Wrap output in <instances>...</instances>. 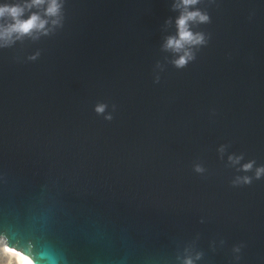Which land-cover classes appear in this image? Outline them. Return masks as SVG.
I'll use <instances>...</instances> for the list:
<instances>
[{"label": "water", "instance_id": "1", "mask_svg": "<svg viewBox=\"0 0 264 264\" xmlns=\"http://www.w3.org/2000/svg\"><path fill=\"white\" fill-rule=\"evenodd\" d=\"M176 2L62 0L58 25L0 47L13 247L66 264H264V0H199L205 42L182 67L165 47Z\"/></svg>", "mask_w": 264, "mask_h": 264}, {"label": "clouds", "instance_id": "2", "mask_svg": "<svg viewBox=\"0 0 264 264\" xmlns=\"http://www.w3.org/2000/svg\"><path fill=\"white\" fill-rule=\"evenodd\" d=\"M199 0H177L174 7L181 9V15L177 18L176 24L178 35L169 37L165 47L177 53H182L174 61L179 67L184 66L193 58V52L187 46L199 45L205 42L203 33H194L190 28V22H207L209 16L199 9L190 10ZM45 16L39 12H32L26 19L24 14L32 8L45 6ZM62 0H24L22 4H9L0 0V21L10 18V22H0V47L5 46L15 39H20L25 35H32L34 32L47 33L50 29L46 27L49 22L55 26L60 23V13ZM45 17L52 18L50 21ZM103 111V106L98 108ZM238 159V158H237ZM246 170L252 168V163L243 166ZM197 170H201L199 167ZM264 174V167L257 169V177ZM245 182L250 181L249 177L243 178ZM199 259V254H197ZM0 264H66L62 256L49 246H41L39 250H34L29 246L27 250L13 247L9 237L0 235ZM183 264H195L191 257H186Z\"/></svg>", "mask_w": 264, "mask_h": 264}]
</instances>
